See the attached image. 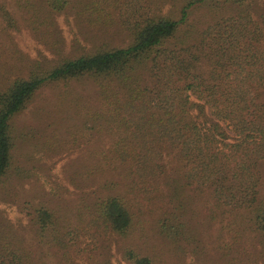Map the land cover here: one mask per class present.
<instances>
[{"label": "trees", "instance_id": "1", "mask_svg": "<svg viewBox=\"0 0 264 264\" xmlns=\"http://www.w3.org/2000/svg\"><path fill=\"white\" fill-rule=\"evenodd\" d=\"M22 31L51 55L24 56ZM0 202L33 241L0 211V264H253L264 0H0ZM241 239L254 256L236 258Z\"/></svg>", "mask_w": 264, "mask_h": 264}, {"label": "rangeland", "instance_id": "2", "mask_svg": "<svg viewBox=\"0 0 264 264\" xmlns=\"http://www.w3.org/2000/svg\"><path fill=\"white\" fill-rule=\"evenodd\" d=\"M63 16L59 15L57 17V23L59 25V30H60V34L64 37V41H66V45L65 48L68 47V43H70L71 38H73L74 36V25L72 20L70 19V23L64 22L63 20ZM67 20H69V18H67ZM75 37L77 39H81L78 36L75 35ZM13 38L17 41V48L18 50L23 53L24 56H26L29 59H38L40 57H42L43 55H46V57L48 58L51 54L44 48V46H42L41 44H35L30 37L27 35L26 32L22 31L20 33H15L13 35ZM107 40L109 39H114L115 41H121V39H119V37H107ZM81 42L84 45L90 46L91 41L88 38V40L84 41L81 40ZM28 62V61H27ZM47 96V97H51L53 96L52 94V90L50 87H45L39 94V96H37L34 104L38 103L40 100H43V97ZM28 113V110H26ZM26 113V112H25ZM23 117L20 116V118L25 119L26 116L25 114L22 115ZM60 131V130H59ZM93 143V142H91ZM75 156H77L76 151H73L71 153H64L54 156L51 159H48L49 162L54 163V167H53V171L52 174L55 176L57 174H61L62 171H64L66 169V164L69 161H72V158H74ZM49 167H51V165L49 164ZM70 189L71 187L68 186ZM0 211L2 213H4L6 215V217L8 219H10L12 222L15 223L16 228L18 229V232L21 233L28 241L33 242L31 238V235L29 234V232L27 231V228L24 226L23 221H25V219L22 217V221H19V218H21L20 213L18 212L16 205L14 204H10V203H6V202H0ZM19 217V218H18ZM217 226V224H208L206 227H204L201 230V235H202V239L205 241L206 243V248L208 252H210V256L213 255V251L211 249V242L213 243L214 237H215V227ZM228 239V236H227ZM244 240H246V238H244ZM243 239L240 240L239 244V248H238V252L235 253V255L237 256L236 258L239 259L238 257H241L243 259H245L246 257H252L254 256V254H252V249L244 244ZM251 241V240H250ZM252 243L250 244V246H252V248H257V245L260 246L259 244L255 243L254 241H251ZM230 245V244H228ZM35 249V251H37L36 247H33ZM243 250V251H242ZM245 251V252H244ZM183 259L178 262V263H173V264H199L197 261V257L196 255L190 254V253H184V255H182ZM242 259V261H243ZM255 261L253 262V264H264V255H257L254 259ZM252 260H250V263L248 264H252L251 262ZM205 264H225L224 262L220 261L218 259L217 262H211L210 259H206V261H204ZM238 261H234L233 264H237ZM112 264H122L117 263L115 260L112 261Z\"/></svg>", "mask_w": 264, "mask_h": 264}]
</instances>
